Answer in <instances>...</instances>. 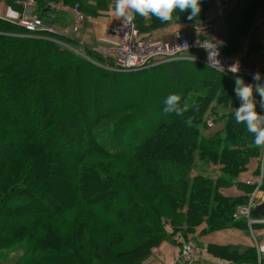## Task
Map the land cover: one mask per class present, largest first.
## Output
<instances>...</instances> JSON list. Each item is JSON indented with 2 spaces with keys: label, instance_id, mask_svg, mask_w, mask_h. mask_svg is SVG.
<instances>
[{
  "label": "trees",
  "instance_id": "trees-1",
  "mask_svg": "<svg viewBox=\"0 0 264 264\" xmlns=\"http://www.w3.org/2000/svg\"><path fill=\"white\" fill-rule=\"evenodd\" d=\"M52 1L58 0H36V13L58 25L61 13L48 9ZM78 1L86 7V0ZM212 1L201 0L193 20L187 11H177L179 19L165 23L154 16L149 22L139 15L134 20L143 36L154 37V30L172 23L199 25ZM112 2L97 0L100 8ZM242 9L250 10V29L264 12V0H240L234 17ZM20 32L25 30L0 20V47L17 49L12 65L0 66V84L8 89L0 86V93L12 103L8 111L0 102V258L21 248L14 264H143L169 237L163 220L170 219L185 235L200 226L207 233L235 224L233 215L253 188L236 198L224 190L241 186L240 177L252 159L261 158L263 148L254 144L245 125L235 123L234 80L200 61L183 59L135 72H146L141 77L148 81V92L131 96L124 80L134 74L107 70L44 39L53 38L49 35L12 36ZM67 44L76 46L71 40ZM50 57L57 73L65 70L67 84L33 86L40 76L45 83L57 80L46 69ZM106 86L108 96L118 98L126 91L129 100L106 111ZM172 91L182 108L187 105L179 115L164 111ZM257 111L264 114L259 104ZM208 113L218 115L222 126L206 133ZM214 166L221 169L212 176L208 171ZM25 212L34 214L18 221ZM240 223L247 225L244 219Z\"/></svg>",
  "mask_w": 264,
  "mask_h": 264
},
{
  "label": "built area",
  "instance_id": "built-area-1",
  "mask_svg": "<svg viewBox=\"0 0 264 264\" xmlns=\"http://www.w3.org/2000/svg\"><path fill=\"white\" fill-rule=\"evenodd\" d=\"M2 1L6 3L7 0ZM16 6L21 9V14L17 16H4L1 14L0 20L21 27L25 30V34L29 36L40 35L39 37L42 38L44 35H49L56 42L72 48V51L80 53L86 59L111 71H143L171 61L192 59L208 65L234 81L239 76L243 78L245 84L255 83L252 80V74L258 71L251 65L242 62L233 53L227 52L223 41V35L229 25L232 0H213L212 9L207 19L194 28L190 35L177 32L172 41H158L154 37L143 36L135 20L123 25L119 19L111 27L113 43L101 48L91 47L75 37L86 22H94V19L86 17L79 4L72 5L62 0L48 4L50 11L67 13L72 16L67 40L73 41L76 44L75 48L55 39L56 37H64L61 28L37 15L36 0H18L16 1ZM89 53L98 56L103 62L92 60L89 57ZM193 53H202L203 56L195 57L192 56ZM237 62L239 64V72L237 74L229 72L227 70L228 66ZM261 76L264 79V75L261 74ZM254 93H256L255 89ZM206 124L209 129L215 128V118L211 117L206 121ZM261 163L263 165L262 173L245 181L247 186L253 188L248 201L239 206L233 215L235 220H246L250 228H252L254 223H264V219H258L253 216L254 209L264 203V148L261 155ZM163 223L166 233L174 235L177 240L182 242V258L188 263H194L200 253L197 245L183 235L178 236L169 221L163 220Z\"/></svg>",
  "mask_w": 264,
  "mask_h": 264
},
{
  "label": "crops",
  "instance_id": "crops-1",
  "mask_svg": "<svg viewBox=\"0 0 264 264\" xmlns=\"http://www.w3.org/2000/svg\"><path fill=\"white\" fill-rule=\"evenodd\" d=\"M239 1L232 0L228 29L223 35L225 47L242 62L250 64L264 75V12L257 14L254 25L248 29L246 21L248 19L247 12L250 10L242 9L234 17L233 10ZM5 5H7L5 2L0 1V13L2 15H13L11 12L6 14L8 9ZM87 6L94 12L92 16L95 17V20L94 22H86L75 36L91 47L92 45H105L111 40L113 43L110 28L120 19L114 15V3L112 2L108 6L101 5L100 8L97 0H86ZM68 16V29L70 30L72 16ZM149 18L147 19L148 22ZM194 27L191 23H172L167 27H160L154 30L153 36L158 41H172L177 32L190 35ZM241 28L247 30L239 36ZM236 42L238 45L237 49L234 47ZM262 167L261 158L252 159L248 166V171L242 174L239 179L241 186H231L224 190V194L234 198L246 197L247 187L249 188L250 186H247L245 181L261 174ZM220 169L221 167L214 166L209 169L208 173L214 176L219 174ZM249 197L250 194H248V199ZM259 218L264 219V217ZM241 220L234 219V225L207 233H204L205 226H200L194 229L193 232L187 233V235L183 234L184 231L178 228L175 231L178 236L183 235L187 239L192 240L200 249L199 257L194 263H188L182 258V242L177 240L174 235L169 234L168 239L154 249L152 255L144 264H257V245L264 242V223H254L252 228H250L248 223L246 226L240 223ZM217 248L220 250L217 251Z\"/></svg>",
  "mask_w": 264,
  "mask_h": 264
},
{
  "label": "clouds",
  "instance_id": "clouds-1",
  "mask_svg": "<svg viewBox=\"0 0 264 264\" xmlns=\"http://www.w3.org/2000/svg\"><path fill=\"white\" fill-rule=\"evenodd\" d=\"M114 15L122 24L131 23L136 15L147 18L156 17L161 23L172 21L174 16L179 19L177 11L189 12V20L197 18L201 12V0H113ZM119 31V30H118ZM223 70V69H222ZM233 74L239 72V64L234 63L227 69ZM254 84H245L242 77L235 79L234 92L239 100V107L234 110V120L237 125L243 124L248 133L253 137V142L258 148H264V114L257 111V104L264 110V79L259 72L252 74ZM259 95V101L254 96ZM187 110V105L180 106V97L170 95L165 100V112L181 114ZM191 124V120L187 121ZM257 264H264V242L257 245Z\"/></svg>",
  "mask_w": 264,
  "mask_h": 264
},
{
  "label": "rangeland",
  "instance_id": "rangeland-1",
  "mask_svg": "<svg viewBox=\"0 0 264 264\" xmlns=\"http://www.w3.org/2000/svg\"><path fill=\"white\" fill-rule=\"evenodd\" d=\"M0 1H2V0H0ZM59 1V0H58ZM62 1H65V0H62ZM52 2H55V1H52ZM67 2V1H66ZM15 2H13V3H11L10 5H8L7 3H5V4H7V5H5V7L8 9L7 10V12H6V14L7 13H9V12H11V13H13V15H15V16H17V15H19V14H21V9H19L17 6H16V3L14 4ZM69 4H72V5H74V4H79L80 6H81V8H82V11H83V13L86 15V17H89V18H92V19H94L95 20V17L94 16H92V15H94V12H92V9L90 8V7H83V4L82 3H80L78 0H71L70 2H68ZM87 8V9H86ZM97 8V7H96ZM19 10H20V12H19ZM209 13L210 12H208V14H207V16H206V18L205 19H207V17H208V15H209ZM67 13H61V14H59V16L57 17V19H58V27H60L61 28V31H62V35L64 36V37H60V38H64V40H65V42H62V41H60V42H62V43H64V44H67L68 43V35H69V33H70V30L68 29V26H69V14L68 15H66ZM0 15H1V13H0ZM13 16L12 14H8V16ZM5 16V15H4ZM7 16V15H6ZM205 19L203 20V21H205ZM202 23V22H201ZM200 23V24H201ZM199 24V25H200ZM199 25H194L195 27L194 28H196L197 26H199ZM21 28V27H20ZM23 30V29H22ZM110 34H111V28H110ZM11 35V34H10ZM12 36H14V37H18V38H34V39H41V37H39V36H37V35H31V36H29V35H26L25 34V32H20V33H16V34H14V35H12ZM76 37V36H75ZM111 37H112V34H111ZM77 38V37H76ZM44 39H46V40H51V41H55L53 38H49V37H45ZM59 41V40H58ZM112 43V40L109 42V43H107V44H105V45H98V46H95V45H92L93 47H99V48H101V47H105V46H108V45H110ZM61 44V43H60ZM63 45V44H62ZM69 46V45H68ZM70 46L71 47H76L75 45H73V44H70ZM69 46V47H70ZM65 48V47H64ZM66 48H68V47H66ZM70 50H72V48H69ZM16 51H17V49L15 48V49H12L11 48V46L8 44H2L1 45V47H0V59H1V62H0V66L1 67H6V66H11L12 65V62H10V61H14L15 59H14V55H15V53H16ZM79 51H81V50H79ZM72 52H75V51H72ZM82 52V51H81ZM77 55H79V56H81V57H83V58H85L84 56H82L80 53H77V52H75ZM192 56H195V57H202L203 56V54L202 53H193L192 54ZM28 58H29V55L27 56ZM93 57V56H92ZM47 59V58H46ZM86 59V58H85ZM88 60V59H87ZM42 62V61H41ZM54 58L52 57H50V58H48L47 59V61L45 62V65H46V69L48 70V71H50V72H53V73H56V75H57V80L55 81V80H51L50 78H48V80L46 81V83L43 81V79L44 78H42L41 76H40V78L37 80H34L33 81V86H36V87H43V88H46V87H53V88H55V89H58V88H60L61 86H60V84H62V85H65V84H67L66 83V80H65V74L63 75V77H62V74H63V72H65V70L64 69H60L62 72H61V75L59 74V71H58V73H57V71H56V66L54 65ZM31 65V63L30 62H27L26 63V66H30ZM98 65V64H97ZM250 65V64H249ZM41 66V65H40ZM39 66V67H40ZM100 66V65H99ZM108 70V69H107ZM215 71H217V70H215ZM136 72H139V71H136ZM217 72H219V71H217ZM122 73H129V74H134V75H128L129 77H131V78H127V80H124L125 81V85L127 86V88L132 92L131 93V96H141V97H145L146 96V92H148V81L147 80H145L144 79V77H141L142 75H144V74H146V72L144 73V72H140V73H135V72H122ZM219 73H221V72H219ZM137 74H140V75H137ZM221 74H223V73H221ZM36 74L34 73V76H35ZM136 75V76H135ZM224 76H225V74H223ZM33 76V78H36V77H34ZM65 81V82H64ZM107 82V81H106ZM64 83V84H63ZM108 83V82H107ZM0 86H1V84H0ZM2 87V89H4L5 91H7L8 89H7V87L6 86H1ZM107 90H108V88H107V86L106 87H104L103 88V90H102V96L104 95V96H106V99H107V102L106 103H104L103 104V108L104 109H106V111H108L109 109H111L112 107H114V106H122L124 103H126L128 100H129V97H130V95L128 96L127 95V93H126V91H123V94L121 95V96H119L118 98H112L111 97V95H109L108 96V92H107ZM170 95H176L175 94V92L174 91H172L171 93H170ZM176 96H178V95H176ZM140 97V98H141ZM2 98V99H1ZM72 99V98H71ZM1 100H2V102H4V109L2 108V106L0 105V110L1 109H3V110H5V109H7L8 111H10L11 110V106H12V103H10V102H7V100L3 97V95L0 93V102H1ZM37 101H38V99H36ZM31 107H33V104L31 105ZM91 111H92V109H90ZM157 116V117H156ZM158 117H160L159 115H157V113L155 114V116H154V119L156 120V121H158ZM211 117H214L215 118V120H216V118H218L219 116L218 115H214V114H210V113H208V114H206V116H205V118H204V123H205V127H204V131L206 132V133H209V132H211V131H216V130H218L221 126H222V122H220V120L219 121H216V125H215V128H213V129H209L208 127H207V124H206V121H208ZM30 123H31V120H30ZM34 214V212H28V213H23L20 217H18V221H20V222H22V218H24V219H26V217H28V216H32ZM29 220V219H28ZM167 221H169L171 224H172V222H171V220L169 219V220H167ZM172 226H173V224H172ZM173 228H174V226H173ZM165 229V228H164ZM174 231H177V229H176V227H175V229H174ZM169 235V234H168ZM195 243V242H194ZM198 247V246H197ZM199 248V247H198ZM23 253V250L21 249V248H14V249H12V250H10L9 252H6L5 254H4V256L3 257H1L0 258V264H14V263H16L17 261H19V259H20V256H21V254ZM149 259V258H148ZM147 259V260H148ZM145 262V261H144ZM144 262H143V264H144Z\"/></svg>",
  "mask_w": 264,
  "mask_h": 264
},
{
  "label": "water",
  "instance_id": "water-1",
  "mask_svg": "<svg viewBox=\"0 0 264 264\" xmlns=\"http://www.w3.org/2000/svg\"><path fill=\"white\" fill-rule=\"evenodd\" d=\"M253 216L258 218V217H264V203L261 205L257 206L254 211H253Z\"/></svg>",
  "mask_w": 264,
  "mask_h": 264
}]
</instances>
